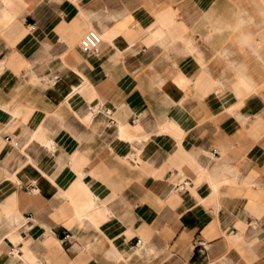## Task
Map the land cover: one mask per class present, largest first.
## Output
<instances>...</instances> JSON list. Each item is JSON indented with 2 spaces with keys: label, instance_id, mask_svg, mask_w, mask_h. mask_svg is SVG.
I'll use <instances>...</instances> for the list:
<instances>
[{
  "label": "crops",
  "instance_id": "obj_1",
  "mask_svg": "<svg viewBox=\"0 0 264 264\" xmlns=\"http://www.w3.org/2000/svg\"><path fill=\"white\" fill-rule=\"evenodd\" d=\"M260 1L0 0V264H264Z\"/></svg>",
  "mask_w": 264,
  "mask_h": 264
},
{
  "label": "built area",
  "instance_id": "obj_2",
  "mask_svg": "<svg viewBox=\"0 0 264 264\" xmlns=\"http://www.w3.org/2000/svg\"><path fill=\"white\" fill-rule=\"evenodd\" d=\"M101 43H102V39L100 38L98 32L95 30H88L79 40L78 47L82 54L86 56H91V55H95L98 52ZM89 110L91 112H94L93 108L91 107H89ZM96 112L99 113V111ZM103 113L107 117L109 124H113L114 120L112 118V111L109 109H105ZM188 186H190V182L184 180L175 187V191L183 192ZM140 243L141 241L137 239L135 245L138 246ZM10 253L13 255L14 250L12 249Z\"/></svg>",
  "mask_w": 264,
  "mask_h": 264
},
{
  "label": "rangeland",
  "instance_id": "obj_3",
  "mask_svg": "<svg viewBox=\"0 0 264 264\" xmlns=\"http://www.w3.org/2000/svg\"><path fill=\"white\" fill-rule=\"evenodd\" d=\"M254 3H251V0H226V4L228 5H241L243 7H248L249 5H262L261 1L260 0H252ZM256 1V2H255ZM91 30H96L95 28L91 27ZM87 31V30H86ZM86 31H84V33L81 34V36L78 38L77 40V44L79 42V39L82 37L83 34L86 33ZM100 33V32H98ZM126 35H129L131 36V32L129 31H126ZM102 37V36H101ZM103 39V38H102ZM104 40V39H103Z\"/></svg>",
  "mask_w": 264,
  "mask_h": 264
},
{
  "label": "bare ground",
  "instance_id": "obj_4",
  "mask_svg": "<svg viewBox=\"0 0 264 264\" xmlns=\"http://www.w3.org/2000/svg\"><path fill=\"white\" fill-rule=\"evenodd\" d=\"M99 34V33H98ZM100 35V34H99ZM100 38L102 39V37H101V35H100ZM102 41H103V39H102ZM15 255V254H14Z\"/></svg>",
  "mask_w": 264,
  "mask_h": 264
}]
</instances>
